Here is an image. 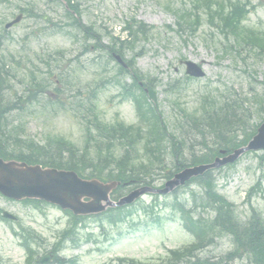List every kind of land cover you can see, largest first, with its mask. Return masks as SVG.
Returning a JSON list of instances; mask_svg holds the SVG:
<instances>
[{
    "label": "rangeland",
    "instance_id": "obj_1",
    "mask_svg": "<svg viewBox=\"0 0 264 264\" xmlns=\"http://www.w3.org/2000/svg\"><path fill=\"white\" fill-rule=\"evenodd\" d=\"M76 8L81 12V23L92 24L101 33L104 30L112 31L115 35H123L121 27L126 20L134 19L146 25L152 26L153 30L144 37V41L135 44V51L139 54L136 60L137 69L150 78L149 84L156 91V104L161 110L170 132L179 136L186 143L187 148L193 147L200 136L206 137L207 130L182 133L185 129V116L179 110V106L173 105V97L164 92L169 85L175 83L174 89L178 92L179 104L187 113H191L199 105V99L206 93L213 97L224 93L227 89L237 94H243L249 89L259 90V81L264 78V58L258 56L255 51L242 49L239 54H222L221 49L226 44L225 39L216 28L209 26L204 20L198 32L191 34L189 30H179L175 25L173 11L181 7L189 6L188 0H76ZM244 1V0H241ZM249 6L255 9L248 16L244 24L247 27L264 30V0H249ZM20 9L29 13L24 15L22 21L3 32L4 25L11 21ZM73 15V13H70ZM71 16L65 12L64 4L59 0H0V57H4L10 66V71L19 78L20 84L17 88L24 89L27 82L26 76L29 72L37 79H41L48 68H45L41 59L51 54L62 53V60L75 61L93 57V51L79 57L81 53L79 41L82 35L76 30H71ZM74 27V26H73ZM77 34V40L74 35ZM104 38L102 45L107 44ZM89 44H92L90 42ZM129 58V54L125 55ZM77 57V58H76ZM181 59V60H180ZM183 61H190L199 65L204 76L200 79H187ZM52 73L55 71L56 62L50 63ZM61 66H65L63 63ZM110 72L115 70V63H111ZM68 73L67 68L64 67ZM85 71V70H84ZM93 71V70H92ZM82 74L79 77L80 84H72L71 89L65 91V97L69 100L73 97L75 90L86 84L93 77L96 81L103 79L101 75L92 73ZM128 83L130 82L127 79ZM75 86V87H74ZM53 89V88H52ZM71 91V92H70ZM119 90L107 87L97 95L96 103L101 110V116L110 122L114 118L121 119L126 124L135 122V112L130 102L120 103L115 96ZM54 103L56 94L50 93ZM46 100V99H43ZM53 103L42 102L38 106H32L28 110L31 115L19 116L25 121L26 136L43 142L45 136L61 135L71 142L81 145V132L74 118L58 110L53 111L49 105ZM55 107V106H54ZM264 119L262 116L255 117L252 124L256 125ZM183 126V128L180 127ZM189 128L192 126L189 125ZM199 130H201L199 128ZM211 142L207 137V142ZM198 148H195L197 151ZM256 155H243L235 165L229 168L213 170L210 174L219 194L233 203L239 221L249 217L248 204L256 207L258 212L263 210L264 203L258 194H253L254 199L245 201L247 191L257 182H261L264 190V162L260 164ZM186 160L190 157L186 156ZM160 172L153 173V177H159ZM160 187L162 180L155 179L152 183ZM125 192V191H124ZM198 185H190L176 193V199L192 208L201 196ZM121 196L123 193L120 194ZM143 202H136L130 207L134 210L133 215L124 225L111 227L104 224L106 239L100 234L101 230L95 222H87V230L81 233H91L98 239L97 245L92 243L82 244L83 234L77 248H73L70 242L62 243L58 255L66 260L73 259L77 264H121L119 259H134L140 262L154 263L163 259L170 250H179L193 241L190 233L183 226L178 214H172L169 208L174 201L172 196L167 199L158 198L153 214L146 213L142 208H149L153 199L148 195L142 198ZM195 202V203H194ZM166 205V208H164ZM31 207V208H30ZM0 209L12 212L19 219V224L34 230L42 238L39 246V255L55 245L59 233L67 226L68 217L55 207L23 206L7 201L0 196ZM203 209L196 210L195 217L202 214ZM206 216L207 212H204ZM264 211L260 213L263 215ZM155 215L160 218L159 223L154 224L152 220ZM204 219V218H203ZM10 227L17 229V224L0 221V264H24V251L19 246L17 239L12 235ZM132 227V228H131ZM99 250V251H98ZM232 250L231 240L226 237L217 239L211 246L203 248L198 254L199 258L205 260L212 257L217 260ZM102 251V252H101ZM233 264H245L242 258H235ZM125 264V263H122ZM165 264V263H164Z\"/></svg>",
    "mask_w": 264,
    "mask_h": 264
},
{
    "label": "trees",
    "instance_id": "obj_2",
    "mask_svg": "<svg viewBox=\"0 0 264 264\" xmlns=\"http://www.w3.org/2000/svg\"><path fill=\"white\" fill-rule=\"evenodd\" d=\"M228 2L227 5H225ZM192 9L185 13L184 24L192 26L199 24L201 15H206L210 23L219 28L226 37L231 36L233 46L251 47L258 51V55L264 57V31L249 29L242 26L249 11L246 5L239 1L228 0H192ZM81 34L88 35L91 27L78 25ZM149 29L142 23H133L126 27L129 42L132 44L137 35L145 34ZM108 47L111 52L115 50H131L126 41L109 37ZM118 45V46H116ZM119 72H122L120 69ZM135 74V73H134ZM131 74L132 78L135 77ZM119 73H117V76ZM35 77H30L27 87L22 94L15 92L12 82H16L15 74L10 71L7 62L0 58V158L4 160H16L27 164H40L43 167L71 170L80 176L98 178L102 180L120 181L124 186L149 185L153 180L150 175L156 166L161 170V178L167 180L174 172L187 165H198L211 162L221 150L227 153L244 146L255 134L256 127L252 124L253 113L250 110L248 100L232 96L224 98L221 105L213 103L208 110H203L204 123L202 129L207 130V137L202 134L199 142L200 153L191 152L188 160L180 152L181 146L174 142V138L168 133L161 119L160 113L150 100H154L151 89L145 94L143 90L136 87L126 89L122 87V96L131 97L136 102L140 120L134 126H124L123 123L109 125L100 120L95 107L94 99L100 88L93 85L92 81L78 90L76 94L68 99H59L56 102L58 109L64 110L75 116L78 120L84 143L78 147L62 136H45L43 142H35L24 135V126L17 118L11 115L12 110L21 111L28 106L48 103L45 92L47 84L36 83ZM107 83L102 79L101 84ZM117 84H119L117 82ZM264 87V82L262 83ZM57 95H61L59 89H55ZM256 105L255 114L264 107V99L254 95L251 97ZM52 106V105H51ZM21 108V109H20ZM167 138L175 148L172 156H166ZM143 159L145 161H143ZM264 160V153L261 156ZM138 167V169H136ZM207 172L203 177L195 179L200 182L203 197L199 206L209 209L213 216L208 221L201 220L194 224L192 230H200L202 234H213L212 236L229 235L235 243L234 254H246L253 257L256 264H264V214L260 215L251 207V219L246 223L239 221L235 214L234 206L225 197L216 192L213 181ZM124 186H121L122 189ZM259 192L264 201V192L259 185L254 186L247 193V201L251 195ZM175 210L186 215V210L181 204L174 205ZM111 222H123L129 213L122 209L110 212ZM74 223L82 221V218H73ZM232 254V256L234 255Z\"/></svg>",
    "mask_w": 264,
    "mask_h": 264
},
{
    "label": "water",
    "instance_id": "obj_3",
    "mask_svg": "<svg viewBox=\"0 0 264 264\" xmlns=\"http://www.w3.org/2000/svg\"><path fill=\"white\" fill-rule=\"evenodd\" d=\"M188 72L200 75L195 65L187 64ZM264 150V123L258 128L257 134L249 143L223 159H216L213 164L186 169L174 176L165 184L160 193H168L176 186L184 184L192 177L201 175L208 169L217 168L233 163L240 155L248 151ZM115 183L101 184L98 181H82L72 172H62L52 169H41L39 166L30 167L23 163L0 160V193L15 200L40 199L68 209L75 215L96 214L108 207L131 203L139 196L152 190L141 188L118 203L108 200V193L114 189ZM83 198L90 201L83 202ZM105 202V205H102Z\"/></svg>",
    "mask_w": 264,
    "mask_h": 264
}]
</instances>
